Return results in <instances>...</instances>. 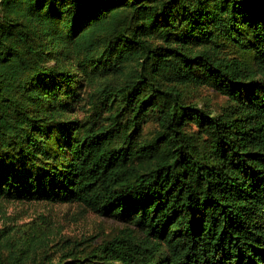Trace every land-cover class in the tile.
<instances>
[{"label":"trees","instance_id":"trees-1","mask_svg":"<svg viewBox=\"0 0 264 264\" xmlns=\"http://www.w3.org/2000/svg\"><path fill=\"white\" fill-rule=\"evenodd\" d=\"M86 86L108 114L83 123ZM0 199L140 232L54 264H264V0H0Z\"/></svg>","mask_w":264,"mask_h":264},{"label":"rangeland","instance_id":"rangeland-1","mask_svg":"<svg viewBox=\"0 0 264 264\" xmlns=\"http://www.w3.org/2000/svg\"><path fill=\"white\" fill-rule=\"evenodd\" d=\"M95 90L86 86L81 91V103L76 113L72 114L83 123L90 122L97 114H100L99 119L108 114L103 106L89 101L88 94ZM181 90L187 103L214 113L220 112L229 103L226 96L210 86L188 85ZM157 129L158 117L153 112L144 123L143 136L150 137ZM127 226L140 235L137 228L96 213L82 203L0 199V262L10 264L14 261L13 255L19 253L24 259L23 264L66 263L72 261L71 250L83 258L87 252Z\"/></svg>","mask_w":264,"mask_h":264}]
</instances>
